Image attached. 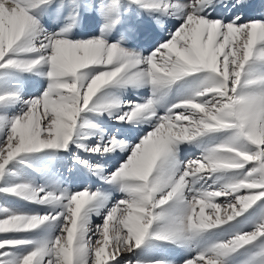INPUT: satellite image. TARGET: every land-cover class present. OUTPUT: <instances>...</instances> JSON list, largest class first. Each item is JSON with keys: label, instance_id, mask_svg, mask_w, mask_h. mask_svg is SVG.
I'll list each match as a JSON object with an SVG mask.
<instances>
[{"label": "snow or ice", "instance_id": "6c2138e0", "mask_svg": "<svg viewBox=\"0 0 264 264\" xmlns=\"http://www.w3.org/2000/svg\"><path fill=\"white\" fill-rule=\"evenodd\" d=\"M250 5L0 0V194L41 209L0 206V264H170L143 258L166 246L182 264H264V15ZM132 16L164 38L130 47ZM26 74L43 91L26 97ZM64 156L100 186L66 187Z\"/></svg>", "mask_w": 264, "mask_h": 264}, {"label": "rangeland", "instance_id": "374dc122", "mask_svg": "<svg viewBox=\"0 0 264 264\" xmlns=\"http://www.w3.org/2000/svg\"><path fill=\"white\" fill-rule=\"evenodd\" d=\"M262 1V2H261ZM251 0V5L248 9L245 10V16L247 17H252V18H258L257 16L261 15L264 13V1L263 0ZM261 3V4H260ZM260 4V7L256 8V5ZM260 8L261 12L263 13H259L257 14L256 10ZM254 10V11H252ZM256 15V16H255ZM147 22L150 21L146 16L145 17H140L137 18L135 16H132L129 18V20L126 22V24L128 25L129 29H133V30H139V31H135V33H138L140 35H142V38L147 37L146 34H150V36H152V34L158 33V36H160V29L157 28L154 24V28L151 27L152 29L149 31H145L146 29L143 27L144 23L143 22ZM50 23V22H49ZM172 24H174V22H169V26H171ZM131 31V30H130ZM163 35L161 40L164 38L165 33H162ZM132 35V33H129V36ZM145 42V41H144ZM142 42V43H144ZM160 42V41H159ZM132 43V42H129ZM154 40L150 41L148 45H146L145 47H143V49L147 50L150 49L151 47H154L155 45H153ZM156 44V43H155ZM132 45V44H131ZM145 45V43H144ZM32 82L34 84L37 85V89H39V91H43V87L46 86V83H44L43 81L40 80L39 77L37 76H27L24 75L21 77V84L22 87H28L30 84H32ZM25 83L26 85L24 86ZM39 85V86H38ZM36 87L34 85L30 86V89L27 88L24 93L27 96L29 95H36L38 94L37 91H35ZM35 91V92H34ZM143 95H141L142 97L147 96L148 92L147 90H143ZM131 92L129 93V96H131ZM103 123L105 125V127L112 131V132H116L117 128L119 126L114 125L112 122L108 121L107 117L103 118ZM120 132L124 133L125 136H128L129 138L131 136H135V131L131 130L129 128V126L125 125L123 127H119ZM123 138V137H121ZM183 147L186 149V151H188L187 154L189 153H195L198 155V151L195 149L190 148L187 145H183ZM186 154V155H187ZM121 160V157L119 155L113 156L112 158L108 159L106 161L107 167H109V169H114L115 166H117L119 164ZM72 167V163L70 158H68L67 156L62 157V159H60L59 161H57L55 163V166L53 168V172L56 175V177L58 179H62L64 181V185L66 187H79L81 185L88 187L91 186L93 188L95 187H99V182L96 181L94 178L88 180L83 173H80L78 171H74L71 174L69 173L68 169ZM38 182H43L42 180H39ZM116 198H119V194L116 193L115 194ZM222 203L223 202V198H218V201ZM0 206H9V207H22L23 211H29V212H35V211H41V209H39L37 206L34 205H26L25 202L23 201H17L15 198L12 197H6L3 194H0ZM211 209H206L205 210V214H208L209 212H211ZM94 223H100V220L97 219V221H94ZM0 238H2V234H0ZM185 256V253H183L180 249H176L172 246H166L162 249H158L155 250L153 252L150 253H145L143 258L144 259H163V260H167L170 262V264H182V259Z\"/></svg>", "mask_w": 264, "mask_h": 264}, {"label": "crops", "instance_id": "0c3cea01", "mask_svg": "<svg viewBox=\"0 0 264 264\" xmlns=\"http://www.w3.org/2000/svg\"><path fill=\"white\" fill-rule=\"evenodd\" d=\"M143 27H144V25H143ZM146 27V26H145ZM92 30H93V24L92 23H89L88 25H86V26H84L81 30H79L80 31V35H78L77 36V38L78 39H81V38H85L88 34H91V32H92ZM131 30V32H135V31H138V30H133V29H130ZM24 84V86L26 85L25 83H23ZM31 85H34L35 87H36V89H35V91H37V85L36 84H34L33 82H32V84H30L28 87H22L23 88V91H25L27 88H29L30 89V86ZM39 86V85H38ZM34 91V92H35ZM131 137H133V136H131ZM130 137V138H131ZM183 147V146H182ZM184 148V147H183ZM185 149V148H184ZM186 150V149H185ZM188 153V151H185L184 153H182L181 155L183 156V155H186ZM109 168V167H108Z\"/></svg>", "mask_w": 264, "mask_h": 264}, {"label": "bare ground", "instance_id": "6f19581e", "mask_svg": "<svg viewBox=\"0 0 264 264\" xmlns=\"http://www.w3.org/2000/svg\"><path fill=\"white\" fill-rule=\"evenodd\" d=\"M260 1H261V0H260ZM261 2H262V1H261ZM252 11H254V10H252ZM254 13H255V11H254ZM261 15H264V14H261ZM261 15H259V16H257V17L260 18ZM255 16H256V15H255ZM93 220H94V221H97V218L94 217Z\"/></svg>", "mask_w": 264, "mask_h": 264}]
</instances>
